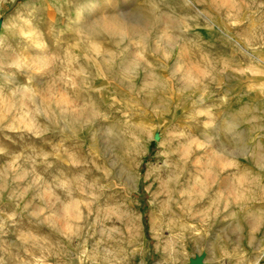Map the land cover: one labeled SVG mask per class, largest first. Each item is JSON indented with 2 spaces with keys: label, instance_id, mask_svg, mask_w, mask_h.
<instances>
[{
  "label": "rangeland",
  "instance_id": "374dc122",
  "mask_svg": "<svg viewBox=\"0 0 264 264\" xmlns=\"http://www.w3.org/2000/svg\"><path fill=\"white\" fill-rule=\"evenodd\" d=\"M17 13L46 64L1 112L0 264H264V0H0V27Z\"/></svg>",
  "mask_w": 264,
  "mask_h": 264
},
{
  "label": "bare ground",
  "instance_id": "6f19581e",
  "mask_svg": "<svg viewBox=\"0 0 264 264\" xmlns=\"http://www.w3.org/2000/svg\"><path fill=\"white\" fill-rule=\"evenodd\" d=\"M23 8L25 10H28V11L31 9L29 4L24 5ZM96 9L97 8L95 7V2L94 1H90L89 4L87 5V8L85 10L80 11V15L78 16V20L83 19L87 15L89 16L90 13L95 12ZM18 13L11 20H9L6 24L1 25V27H0V124H1V121H3L2 118L5 117V116L1 115L3 113L2 110L7 107L9 101H12V102L15 103L16 99L18 98V92H19V95H20L22 100L27 99L30 96V94H31L30 93L31 92L30 91V83H31V81H29V84L28 83L27 84H21L19 82L18 78L15 77V75L18 74L21 71H24V75H27L29 78L31 76H33V75H38L40 73V69H38V68L43 65V61H44V60H42L43 53L45 52L44 51V49H45L44 43L39 42L38 37L36 36L37 35L36 32H33L32 36L31 37L29 36L30 38L27 37L26 40L20 38V40L18 42V46L16 48H13L14 46L12 47L13 42L15 40L16 31H17L16 26L17 25L20 26L22 24V22H23L22 21V16L21 15L19 16ZM30 16L33 17V13ZM1 21L2 20H0V23H1ZM36 22H38V21H36ZM150 25H151V23L149 21L145 22V23L135 22V23L131 24L130 26H127V30L129 32L137 33L140 36H143L145 34V32H146V28L148 26H150ZM4 27H5V30H6L5 32L3 31ZM19 28H20V30H22L21 31L22 35H25L26 31L24 30V27L21 25V27H19ZM122 30H124V29H123V27H122V25L120 23L115 22V20H110V19H107V20L97 19L91 26V33H105V34H108V35H119V34H121ZM26 43L30 44L31 47L33 46L31 50L34 49L35 51H37V54H39L38 59L35 60L34 63L32 62V64H34L36 66L37 72H36V70L34 72L33 71L28 72L27 71V70L30 69L31 61L28 58V50H27L28 48L25 45ZM12 50H16V52H15L14 55L10 56V54H8V53L10 51H12ZM32 64H31V66H32ZM44 64H46V62ZM132 68H133V66H132ZM102 79H100V80H102ZM259 87L263 88L264 86H259ZM77 93H79V92H77ZM201 101H203V100H201ZM179 112H181V111H179ZM186 129L187 128H183L181 130V132L179 133V136L177 137L179 140H181V141L182 140L183 141L184 140L185 141L189 140L188 137L186 138V136H187V130ZM154 137H155L156 142H158L160 145L163 144L161 139L158 138L159 136L155 135ZM186 150H187V148H186ZM184 152H185V150L182 151L181 153H179V155L182 156ZM187 152H189V151H187ZM165 153L168 154V150L167 149H165ZM163 165L166 166V168H167V173H166L167 177H166V182H165V184H166V192L165 193H166V197H167V202H168V204H170L171 203V193H172L171 192V185L172 184L175 185L177 179H176V177L174 178L173 171L169 170V161H168V159H166L164 161ZM127 176L128 177L126 178V182L128 183V185L130 183L132 184L133 181H134V176L132 175V173L130 175H127ZM173 213H175V212H173ZM173 222H175V221H173ZM170 233H172V232H170ZM175 242H176V239H174L173 236H170L168 238V240H167L166 249H168V250L173 249V246H174ZM200 260H201V258L200 259H196L195 261L194 260H190L189 264H193V263L199 262ZM34 262H35V260H34Z\"/></svg>",
  "mask_w": 264,
  "mask_h": 264
},
{
  "label": "water",
  "instance_id": "95a60500",
  "mask_svg": "<svg viewBox=\"0 0 264 264\" xmlns=\"http://www.w3.org/2000/svg\"><path fill=\"white\" fill-rule=\"evenodd\" d=\"M193 264H202V261L200 260L199 262L193 263Z\"/></svg>",
  "mask_w": 264,
  "mask_h": 264
}]
</instances>
